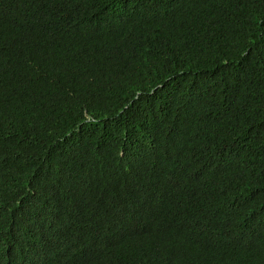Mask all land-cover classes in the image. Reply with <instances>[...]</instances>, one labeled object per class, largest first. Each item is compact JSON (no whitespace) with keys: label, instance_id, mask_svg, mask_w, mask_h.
Returning a JSON list of instances; mask_svg holds the SVG:
<instances>
[{"label":"trees","instance_id":"1","mask_svg":"<svg viewBox=\"0 0 264 264\" xmlns=\"http://www.w3.org/2000/svg\"><path fill=\"white\" fill-rule=\"evenodd\" d=\"M0 264H264V0H0Z\"/></svg>","mask_w":264,"mask_h":264}]
</instances>
